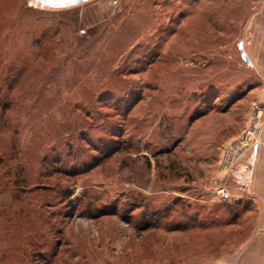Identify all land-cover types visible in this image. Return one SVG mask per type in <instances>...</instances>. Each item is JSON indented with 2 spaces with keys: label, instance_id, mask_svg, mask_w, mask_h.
Wrapping results in <instances>:
<instances>
[{
  "label": "rangeland",
  "instance_id": "obj_1",
  "mask_svg": "<svg viewBox=\"0 0 264 264\" xmlns=\"http://www.w3.org/2000/svg\"><path fill=\"white\" fill-rule=\"evenodd\" d=\"M263 79L264 0H0V264L235 248L212 186L224 142L264 122Z\"/></svg>",
  "mask_w": 264,
  "mask_h": 264
},
{
  "label": "crops",
  "instance_id": "obj_2",
  "mask_svg": "<svg viewBox=\"0 0 264 264\" xmlns=\"http://www.w3.org/2000/svg\"><path fill=\"white\" fill-rule=\"evenodd\" d=\"M258 92L261 96L257 103L264 105V81ZM240 134L225 141L222 149ZM220 161L221 154L217 164L221 172L219 179L226 180L228 187L236 189L231 193L232 200L227 202L235 203L237 208L235 221L223 229L236 231L233 243L237 246L229 247V251H222L216 258H202V263L195 264H264V142L247 152L233 169L222 168ZM243 200H248L250 204L242 205Z\"/></svg>",
  "mask_w": 264,
  "mask_h": 264
},
{
  "label": "built area",
  "instance_id": "obj_3",
  "mask_svg": "<svg viewBox=\"0 0 264 264\" xmlns=\"http://www.w3.org/2000/svg\"><path fill=\"white\" fill-rule=\"evenodd\" d=\"M260 121V126H251V129L245 130L235 140H232L223 147L220 161L222 168L226 166L232 169L235 168L245 157L247 152L255 149L257 144L264 142V122L263 119ZM212 193L215 194L220 201H229L232 198L226 180L215 179L213 181Z\"/></svg>",
  "mask_w": 264,
  "mask_h": 264
},
{
  "label": "water",
  "instance_id": "obj_4",
  "mask_svg": "<svg viewBox=\"0 0 264 264\" xmlns=\"http://www.w3.org/2000/svg\"><path fill=\"white\" fill-rule=\"evenodd\" d=\"M34 5L43 10L49 11H65L83 6L93 0H32ZM243 44H240V51L242 58L248 65H251V61L248 55L244 52Z\"/></svg>",
  "mask_w": 264,
  "mask_h": 264
},
{
  "label": "trees",
  "instance_id": "obj_5",
  "mask_svg": "<svg viewBox=\"0 0 264 264\" xmlns=\"http://www.w3.org/2000/svg\"><path fill=\"white\" fill-rule=\"evenodd\" d=\"M42 10H43V9H42ZM48 11H49V10H48ZM42 38L44 39V41L42 40V41H43L42 44L38 41V42H37V45H38V46H40V44H41V46H43V44H44L45 42H48V41L50 40V36H46V37H45V35H42L40 39H42Z\"/></svg>",
  "mask_w": 264,
  "mask_h": 264
}]
</instances>
